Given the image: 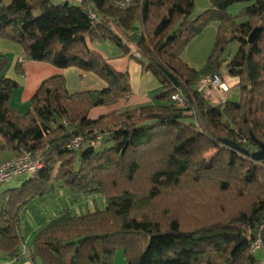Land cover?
Here are the masks:
<instances>
[{"label": "trees", "instance_id": "obj_1", "mask_svg": "<svg viewBox=\"0 0 264 264\" xmlns=\"http://www.w3.org/2000/svg\"><path fill=\"white\" fill-rule=\"evenodd\" d=\"M208 1L194 14L195 0H135L126 9L88 0L94 21L82 0H0V38L19 44L24 59L92 71L106 84L69 93L65 78L53 75L22 112L10 104L17 83L0 55V155L29 152L41 162L19 187L0 192V253L32 264H112L118 252L126 264H264V161L250 157L264 144V0ZM213 21V47L193 68L181 53ZM94 40L111 41L156 77L155 103L88 117L131 93L127 72L92 48ZM222 69L238 99L211 104L199 82ZM175 92L185 108L170 100ZM77 137L83 144L68 148ZM55 183L72 199L101 196L104 207L64 206L26 244L22 212Z\"/></svg>", "mask_w": 264, "mask_h": 264}, {"label": "crops", "instance_id": "obj_2", "mask_svg": "<svg viewBox=\"0 0 264 264\" xmlns=\"http://www.w3.org/2000/svg\"><path fill=\"white\" fill-rule=\"evenodd\" d=\"M91 47L106 57L116 71L127 72L131 93L128 97L120 99L110 106L92 108L88 114L89 118L94 119L110 111L130 110L155 103L153 96L156 91L161 89V85L151 72L142 69L140 63L134 57L129 54L123 55L113 43L107 45L104 42L94 40L91 43ZM0 55L8 59L4 75L17 83V87L11 92L10 104L13 108L22 112L27 111L30 98L36 92L41 82L53 75H62L65 78L66 90L69 93L100 90L106 85L104 80L92 71L82 70L75 66L58 68L48 62L26 60L24 59L23 48L19 44L5 38H0ZM17 63L20 64L22 73L16 71L15 66ZM222 75L224 83L228 84L231 82V85L223 93L220 91L218 93L220 95L216 96V100H209L211 104L229 100L239 95L238 88L235 86V79L230 77L226 72ZM5 156L10 155L6 154ZM66 203L68 204V201ZM67 207L70 209V206ZM37 229L38 227L29 229L28 232L22 224V233H25L26 244L29 243ZM0 264H32V262L27 260L22 254L18 257H9L0 253Z\"/></svg>", "mask_w": 264, "mask_h": 264}, {"label": "rangeland", "instance_id": "obj_3", "mask_svg": "<svg viewBox=\"0 0 264 264\" xmlns=\"http://www.w3.org/2000/svg\"><path fill=\"white\" fill-rule=\"evenodd\" d=\"M53 3H58L60 0H51ZM75 3V2H74ZM73 2H70V4H74ZM243 4L237 3L233 4L228 8V11L235 15L238 13V11L241 9ZM210 7V3L208 0H195L194 3V10L193 13L197 14L199 12H203L207 10ZM218 23L216 21L210 22L207 24L197 35H195L191 40L187 43L185 48L183 49L181 53V59L187 63L189 66L199 69L202 67V65L205 63L208 54L210 53L215 39V34L217 31ZM101 42H104L105 44H111L112 42L109 40H103ZM236 43L230 44L226 52L224 54V57H226L229 53H233L236 49ZM20 63V61H18ZM223 73H225V70L222 69L221 71V78L224 82ZM227 89L229 88V85H231V82L228 84H225ZM220 91L223 93L226 90H215L210 91L208 93V96H206L207 92L202 91L204 94L203 96L209 101L216 100V96L220 95ZM15 98V97H14ZM238 97H233L229 100H237ZM14 100V99H13ZM6 154L3 153L0 155V162L11 158L12 156H5ZM28 178V174H21L10 181L3 183L0 185V192L6 189L19 187L21 183ZM55 189L53 192H49L45 195V197L36 199L32 201L28 208L25 209L22 212V224L26 228V230L29 229H35V227H40L43 225V223L46 222V220L58 212L62 207L64 206H70V209L75 213H81L85 212L87 210L93 209L95 206H98V208L104 207V199L101 196H82L77 195L74 199L67 195L66 191L59 186V183L54 184ZM65 199V200H64ZM68 201V204L66 203ZM256 256L261 261L263 260L262 254L260 253V250L256 252ZM126 264L124 257L121 252H118L112 264Z\"/></svg>", "mask_w": 264, "mask_h": 264}, {"label": "built area", "instance_id": "obj_4", "mask_svg": "<svg viewBox=\"0 0 264 264\" xmlns=\"http://www.w3.org/2000/svg\"><path fill=\"white\" fill-rule=\"evenodd\" d=\"M135 0H112V5L118 9H126L130 7ZM84 3V8L87 10V14L90 19L97 21L98 18L94 12L90 9V3L88 0H82ZM227 87L225 83L222 81V78L218 75H214L212 77H205L199 82V90L206 91L208 96V93L210 91L215 90H226ZM203 93V92H202ZM204 94V93H203ZM170 100L175 104V106L179 108H185L186 107V100L184 97L178 93L175 92L171 95ZM98 139L100 136L97 137ZM84 140L81 137H77L73 141H71L67 147L71 149H78L82 144ZM41 167V162L37 158L33 157L29 152H23L18 156L11 157L9 159H6L2 162H0V185L3 183H6L10 181L11 179L21 175V174H31L35 172L37 169ZM1 205V201H0ZM259 231H264V220L260 224ZM260 240L261 238L258 237L256 242L253 245L252 250H255L260 246Z\"/></svg>", "mask_w": 264, "mask_h": 264}, {"label": "water", "instance_id": "obj_5", "mask_svg": "<svg viewBox=\"0 0 264 264\" xmlns=\"http://www.w3.org/2000/svg\"><path fill=\"white\" fill-rule=\"evenodd\" d=\"M254 32L255 30L250 34L249 36V42H253V37H254ZM164 74L170 79L171 83L175 86V87H178V82L176 81V79L174 78V76L166 71V70H163ZM74 135H76V133H74ZM227 144H229L230 146H233L234 148H238L236 144L230 142V141H225ZM258 144V150L251 153L250 154V157L254 160H260V161H264V144L263 143H260V142H257ZM242 151V150H241ZM245 154H247L246 151H244Z\"/></svg>", "mask_w": 264, "mask_h": 264}]
</instances>
